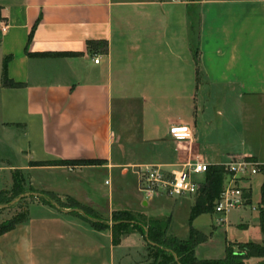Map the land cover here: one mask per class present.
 Masks as SVG:
<instances>
[{
    "label": "crops",
    "instance_id": "0c3cea01",
    "mask_svg": "<svg viewBox=\"0 0 264 264\" xmlns=\"http://www.w3.org/2000/svg\"><path fill=\"white\" fill-rule=\"evenodd\" d=\"M89 39L105 40L106 51L89 49ZM256 108L264 113V0H0V189L17 170L23 186L94 211L128 208L136 187L115 197V179L135 176L136 164L172 168L195 156L217 164L231 155L264 163V133L261 147L244 138ZM174 124L191 135L171 137ZM62 158L99 161L30 163ZM263 178L257 172L244 182L248 203ZM160 196L138 202L146 208ZM258 198L253 214L233 208L236 240L264 242ZM63 209L31 198L25 218L0 233V264H146L138 232L114 243L109 225L96 229ZM187 230L166 229L182 238ZM206 238L195 255L221 257L225 243L218 256L198 249Z\"/></svg>",
    "mask_w": 264,
    "mask_h": 264
},
{
    "label": "trees",
    "instance_id": "16d2710c",
    "mask_svg": "<svg viewBox=\"0 0 264 264\" xmlns=\"http://www.w3.org/2000/svg\"><path fill=\"white\" fill-rule=\"evenodd\" d=\"M86 46L89 49L106 51V41L103 39H89L86 41ZM97 47V48H95ZM48 54H65L64 52H37L34 55H48ZM6 59L2 62V71L5 69ZM195 64H197L195 58ZM197 69V66H196ZM3 83L6 86H19L20 82L13 81L10 78H4ZM99 159L95 158H62L50 160H33L31 164H58V163H97ZM261 172L264 175V163L261 164ZM12 184L8 189H0V204L7 203L17 194L23 191H35L38 195H28L27 197H35L40 202L54 207L50 201H54L59 207H65L70 210L68 212L78 214L83 219L88 221L91 226L96 229H101L110 226L112 241L116 243L119 236L128 230L135 229L142 236L146 248L150 249L149 256L150 262L146 264H242L243 259L249 256L263 257L255 264H264V244L254 241H238L237 250L231 249L228 245L224 246V252L221 257L217 258H200L194 253V247L197 243L203 241L206 235L195 229L191 225V220L201 212L212 211L214 200L221 188L223 181V171L219 164H209L203 172V179L200 182L194 201L191 204L187 224L188 230L185 237H177L167 233L168 217L158 218L153 216L139 215L134 217L130 211L126 209L115 210L111 213V221L98 218L94 214V210L70 196H65L69 200L67 203L61 200L54 192L44 189H36L32 186H27L24 190L22 185L23 178L17 170L12 172ZM6 192H10L5 196ZM247 201H249V192L246 193ZM23 198V197H22ZM21 199V198H20ZM19 200V199H18ZM17 200V201H18ZM4 207V206H0ZM76 207L82 213L71 208ZM258 210V224L261 228L264 237V178L259 186V198L256 204ZM26 211L14 212L8 218L0 221V233L11 229L17 222L24 219Z\"/></svg>",
    "mask_w": 264,
    "mask_h": 264
},
{
    "label": "rangeland",
    "instance_id": "374dc122",
    "mask_svg": "<svg viewBox=\"0 0 264 264\" xmlns=\"http://www.w3.org/2000/svg\"><path fill=\"white\" fill-rule=\"evenodd\" d=\"M252 113L253 114H251V118L247 119V122H249L250 120V124H249L250 127L244 138L247 141V143L258 145V143L261 142L262 136L264 133L263 132L264 126H263V120H262L264 113L262 109H258V108H256L254 112ZM259 149L262 150V148H259ZM66 164H73V163H66ZM223 177H224V174H223ZM115 181L119 185L118 190L114 192L115 197L121 194L122 191L126 193L125 191H127V189L131 191H135V187H136L135 186L136 185L135 176H133V174L130 171H128L127 174H124V176L121 174L118 175ZM23 188L24 190H27L26 185H24ZM258 193H259L258 187L254 186L252 189V200L249 203L245 204L244 206L245 207L244 210H246L248 214L250 213V210H252L251 211L252 214L254 213V209H250V208L251 207L254 208L255 201L258 197ZM9 194L10 192H6L5 196H8ZM193 196L194 195H188V197L190 198H184L183 201L178 202V203H176L175 200H172V198L160 196L152 204H150L148 207L145 208L144 206L140 205L138 202L139 198H141L139 195L135 199H131V204L128 208H113L112 206L111 209L108 211V210H103L100 207H97L96 211H94L95 213L92 215L98 218H101V219L108 220L109 223L111 221V213L119 209H126L130 211V213L134 217H138L139 215L140 216L144 215V216L165 218L169 216V225H168L167 230L180 236L183 233H185L187 229V216H188L189 207L187 206L186 203L193 202L194 201ZM31 198H35V197H23L19 199L18 201H15L11 204L5 205L4 207H1L0 208V221H2L3 220L2 218H4L5 216L11 215L14 212H19L21 210L26 211V214H27V207L29 204V200ZM35 199L38 200L37 198ZM60 199L69 203V200L66 199L64 196L60 197ZM255 208L257 210V207ZM238 212L239 211H237V209L230 210L228 213L229 221L228 220L225 221V219H223L220 222H217L216 219L214 220V218L217 216L215 212L214 213L213 212L211 213L203 212L201 214H198L193 220H191V224L195 227H198L202 231L206 232L208 234L207 238H209L208 240L206 238V240L203 243L199 244L198 249L201 251L203 250V252L208 253L210 256H218L219 254H222L224 243H225V246L228 245L231 249L237 250L238 246L236 243L239 240H236L235 238L242 237V232H241L240 227L235 224ZM257 214H258V210H257ZM133 231L138 232L135 229H131L126 232H123L122 234L133 232ZM246 235H248L249 237H255L254 231L252 228H249L248 234ZM225 238H231V239L229 240L227 239L225 241L224 240ZM143 244L146 247L145 242ZM262 244H264V242ZM149 252H150V249L147 246L146 251H145V258H146L147 263L150 262L151 260V257L149 256ZM262 258L263 257L249 256L243 259L242 264H255L257 261L261 260Z\"/></svg>",
    "mask_w": 264,
    "mask_h": 264
},
{
    "label": "built area",
    "instance_id": "2783aa9c",
    "mask_svg": "<svg viewBox=\"0 0 264 264\" xmlns=\"http://www.w3.org/2000/svg\"><path fill=\"white\" fill-rule=\"evenodd\" d=\"M1 28L4 29L5 24H2ZM92 59L97 62L98 54H94ZM168 134L173 138H187L191 132L186 125L174 124L169 126ZM217 164L222 167L224 177L212 211L217 214L216 221L220 222L227 211L248 203V185L244 182L253 174L261 172L262 163L248 156L231 155ZM208 165L209 163L199 156L172 168H165L156 163L136 164L132 169L136 190L144 200L160 195L168 198L193 195Z\"/></svg>",
    "mask_w": 264,
    "mask_h": 264
},
{
    "label": "water",
    "instance_id": "95a60500",
    "mask_svg": "<svg viewBox=\"0 0 264 264\" xmlns=\"http://www.w3.org/2000/svg\"><path fill=\"white\" fill-rule=\"evenodd\" d=\"M28 195L36 196V195H38V192H35V191H23V192L17 194L16 196H14L9 202L4 203V204H0V206H5V205H7V204H11V203L17 201L18 199H20V198H22V197H26V196H28ZM50 202H51V204H52L55 208H57V209H59V210H64L62 207H59L54 201H50ZM71 209L76 210V211L82 213V211H81L80 209L76 208V207H73V208H71ZM68 210H70V209L67 208V211H68ZM108 223H109V222H108Z\"/></svg>",
    "mask_w": 264,
    "mask_h": 264
}]
</instances>
